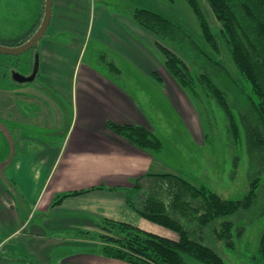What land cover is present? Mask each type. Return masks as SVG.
<instances>
[{
    "label": "crops",
    "instance_id": "0c3cea01",
    "mask_svg": "<svg viewBox=\"0 0 264 264\" xmlns=\"http://www.w3.org/2000/svg\"><path fill=\"white\" fill-rule=\"evenodd\" d=\"M137 1L53 0L50 23L34 51L39 54V70L32 81L9 78L6 67L12 59L0 58L6 64L0 66V140L5 144L0 156V264H129L80 251L93 240L74 234L61 238L59 232L94 230L103 217L132 222L147 231L165 229L132 209L126 191L136 177L166 172L156 166L161 156L135 146L107 126L108 121L139 124L157 135L149 118L157 108L145 97L141 82H122L106 71L102 60L83 61L85 37L92 36L104 46L105 54L110 49L138 67L142 64L135 53L146 59L144 71L150 78L145 76V81L157 83L161 99L186 123L183 114L193 106L159 59L156 37L132 18ZM40 6L36 0H12L3 14L15 19L11 29L18 16L25 15L22 21L29 22L23 29H28ZM10 35L0 30V37ZM21 63L26 71L20 72L30 74L32 65ZM91 187L101 188L69 195L51 206L58 194ZM59 244L77 249L56 253Z\"/></svg>",
    "mask_w": 264,
    "mask_h": 264
},
{
    "label": "trees",
    "instance_id": "16d2710c",
    "mask_svg": "<svg viewBox=\"0 0 264 264\" xmlns=\"http://www.w3.org/2000/svg\"><path fill=\"white\" fill-rule=\"evenodd\" d=\"M170 3L175 0H168ZM219 23V41L208 23L198 0H186L198 21L205 42L214 53L220 52L219 42L226 48L238 77L250 84L248 93L240 85L227 89L218 87L208 72L218 70L228 77L227 71L198 46L171 19L148 8H133L134 21L154 35L156 46L163 56L167 72L192 97L199 96V85L207 97L223 108L228 126L235 137L239 134L238 122L243 126L250 167V187L241 199L219 195L205 185H194L175 173H147L132 180L126 188L127 202L141 217L177 233L172 239L142 229L132 222L103 217L96 221L95 229H76L72 234L80 239L93 240L84 245L83 252L118 259L129 264H228L217 251L216 243L235 247L234 237L242 235L243 227L234 231V222L222 220L224 216L250 208L257 198L261 184L259 173L264 171V0H205ZM41 17L28 29L0 37V43L15 46L28 40L40 24ZM18 55L3 54L12 61L7 66H22L23 60L33 65L34 51ZM2 54V53H1ZM23 55H28L23 59ZM110 66L118 71L114 64ZM0 66H6L0 61ZM197 67L199 70H197ZM218 68V69H216ZM4 73V71H2ZM160 79V76L154 73ZM199 82V84H198ZM234 86V87H233ZM232 93L233 100H229ZM108 128L135 146L152 155L162 151L161 139L139 124L107 122ZM151 178L150 184L146 179ZM145 184V185H144ZM101 187H91L58 194L51 206L69 195H77ZM264 264V230L258 243V257Z\"/></svg>",
    "mask_w": 264,
    "mask_h": 264
},
{
    "label": "rangeland",
    "instance_id": "374dc122",
    "mask_svg": "<svg viewBox=\"0 0 264 264\" xmlns=\"http://www.w3.org/2000/svg\"><path fill=\"white\" fill-rule=\"evenodd\" d=\"M36 1L38 4L41 2L42 6L43 0ZM198 1L215 37L219 41L218 21L215 19L207 2L205 0ZM11 4L12 0H0V17H2L0 20V30L6 32L8 35H10V32L17 33L29 22L22 21L25 19V15L22 19H19L18 16V23L12 24L13 27L11 29L10 24L11 22L15 23V19L11 14H3L4 9L9 8ZM136 4L139 5L137 7H150L161 11L165 17L171 19L178 25L198 46H201L208 55L220 63L227 71L228 77L222 71L220 74L218 70L207 68L218 87L226 90V87L230 85L231 79L233 85L238 84L250 93V84L238 77L229 59L226 48L219 42L220 52L216 54L205 42L196 16L186 0H175L172 3L168 0H139ZM19 12L20 14L22 13L21 11ZM40 13L41 11L39 12L38 18L41 17ZM12 14L16 15L17 13ZM38 18L36 21H38ZM157 51L159 59L163 61V56L158 48ZM83 52V61L96 62L97 60L100 62L102 60L106 64V71L114 76L120 77L122 82L125 83L130 79L141 82L139 85L145 89V97L152 100L153 106L157 108L151 115L149 114V118L153 121L155 129L159 134L157 136L159 138L161 137L160 139L163 143L162 151L156 154L159 157L161 156L157 160V168H163L166 172L182 175L194 185H205L225 198L241 199L244 197L250 187V167L244 128L238 122L239 134L235 137L228 126L229 121L223 108L215 99L205 95L201 85L198 87L199 96L194 98L191 96L190 91L187 92L178 84L188 95L190 103L193 106L189 107L188 105L190 109L187 113L188 115L183 114L186 123L183 119L182 123L180 116L172 109V106L165 99H161L160 93L156 89L157 83L152 80L145 81V76L150 78L144 71L146 70V59L142 61V58L135 53L137 60L142 64V66L138 67L128 57L119 55L110 49L105 54L104 46L97 41L95 36L90 37V40L85 37V49ZM3 56L0 53V58ZM6 59L8 60L10 58ZM109 63L115 66V63H117L121 67L122 73L114 70ZM6 68L9 78H12L13 69L19 72L26 71L21 66H15L14 68L7 66ZM197 70H199L198 67ZM229 97V100L232 101V93L229 94ZM192 124L194 128L191 127ZM1 145L5 146L3 139L0 140ZM2 146L0 148V156H2V152H5V148H2ZM259 176L261 184L256 190L257 198L254 204L248 209L240 210L231 215H224L216 221V224L222 220L234 222L235 232H237L236 228L240 229L243 227L242 235L240 237H234V248H228L223 243H216L217 251L228 264H260V258L256 259L255 257H258V243L264 230V171H261ZM150 179H146V183L150 184ZM49 230L46 229L47 234ZM156 230L159 231L149 232L178 238L177 233L170 229L156 227ZM72 233L73 230L67 229L59 232V235L61 238H65L71 236ZM63 249L76 250L77 247L71 244H59L55 247L56 253L58 250L63 252Z\"/></svg>",
    "mask_w": 264,
    "mask_h": 264
},
{
    "label": "water",
    "instance_id": "95a60500",
    "mask_svg": "<svg viewBox=\"0 0 264 264\" xmlns=\"http://www.w3.org/2000/svg\"><path fill=\"white\" fill-rule=\"evenodd\" d=\"M52 9H53V0H44V9L40 24L37 27V29L34 31L32 36L25 42L15 46H7L0 43V53L7 55H18L34 47L44 37L47 31L52 16ZM38 70H39V54L35 53L31 73L25 75L13 69L12 79L18 83L32 81L37 75Z\"/></svg>",
    "mask_w": 264,
    "mask_h": 264
}]
</instances>
